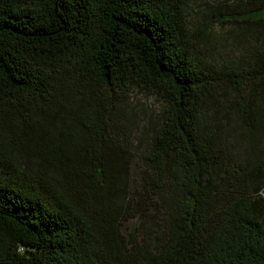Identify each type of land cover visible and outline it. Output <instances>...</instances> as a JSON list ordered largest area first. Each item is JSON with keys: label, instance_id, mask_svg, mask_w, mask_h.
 Returning a JSON list of instances; mask_svg holds the SVG:
<instances>
[{"label": "trees", "instance_id": "16d2710c", "mask_svg": "<svg viewBox=\"0 0 264 264\" xmlns=\"http://www.w3.org/2000/svg\"><path fill=\"white\" fill-rule=\"evenodd\" d=\"M249 5L235 19L262 35ZM194 39L173 0H0V264H264V39L219 72ZM222 83L255 137L247 175L214 174ZM135 88L162 103L136 156L163 211L149 247L119 233L135 155L116 108Z\"/></svg>", "mask_w": 264, "mask_h": 264}, {"label": "rangeland", "instance_id": "374dc122", "mask_svg": "<svg viewBox=\"0 0 264 264\" xmlns=\"http://www.w3.org/2000/svg\"><path fill=\"white\" fill-rule=\"evenodd\" d=\"M182 12L186 27L194 32L192 55L196 62L209 65L215 71L245 65L255 49V43L264 39L255 35V26L242 23L235 15L250 8L243 4L248 0H173ZM243 6V7H242ZM240 95L223 83L211 94L206 110L219 123L218 137L222 142L217 156L215 176L224 170L232 175H247L255 168V137L245 125L240 113ZM162 108L161 100L141 89L130 90L118 103L116 139L135 157L130 158L131 202L123 204L124 212L119 233L132 245L149 247L160 239L156 225L162 219V209L151 195L148 175L136 156L146 151L148 136ZM205 121L206 118H204Z\"/></svg>", "mask_w": 264, "mask_h": 264}]
</instances>
